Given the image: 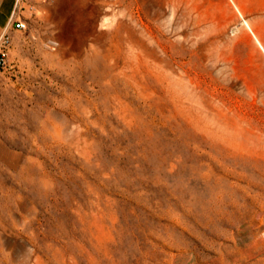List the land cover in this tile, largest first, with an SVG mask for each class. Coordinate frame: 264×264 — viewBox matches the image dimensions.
Returning a JSON list of instances; mask_svg holds the SVG:
<instances>
[{
	"label": "rangeland",
	"instance_id": "1",
	"mask_svg": "<svg viewBox=\"0 0 264 264\" xmlns=\"http://www.w3.org/2000/svg\"><path fill=\"white\" fill-rule=\"evenodd\" d=\"M0 76V264H264V0H49Z\"/></svg>",
	"mask_w": 264,
	"mask_h": 264
},
{
	"label": "crops",
	"instance_id": "2",
	"mask_svg": "<svg viewBox=\"0 0 264 264\" xmlns=\"http://www.w3.org/2000/svg\"><path fill=\"white\" fill-rule=\"evenodd\" d=\"M42 3L40 0H0V40L6 34L15 39L22 32L16 28L17 22L33 19Z\"/></svg>",
	"mask_w": 264,
	"mask_h": 264
},
{
	"label": "built area",
	"instance_id": "3",
	"mask_svg": "<svg viewBox=\"0 0 264 264\" xmlns=\"http://www.w3.org/2000/svg\"><path fill=\"white\" fill-rule=\"evenodd\" d=\"M42 2H47L49 0H40ZM16 28L19 30H27L28 22L26 20L18 21ZM12 44V39L9 35H4L0 40V76L11 69L10 63V48Z\"/></svg>",
	"mask_w": 264,
	"mask_h": 264
},
{
	"label": "bare ground",
	"instance_id": "4",
	"mask_svg": "<svg viewBox=\"0 0 264 264\" xmlns=\"http://www.w3.org/2000/svg\"><path fill=\"white\" fill-rule=\"evenodd\" d=\"M262 48L264 49V46H263V44H262Z\"/></svg>",
	"mask_w": 264,
	"mask_h": 264
}]
</instances>
